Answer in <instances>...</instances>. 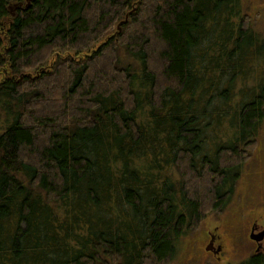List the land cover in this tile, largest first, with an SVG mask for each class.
Listing matches in <instances>:
<instances>
[{"label": "trees", "instance_id": "16d2710c", "mask_svg": "<svg viewBox=\"0 0 264 264\" xmlns=\"http://www.w3.org/2000/svg\"><path fill=\"white\" fill-rule=\"evenodd\" d=\"M263 125L241 0H0V264H170Z\"/></svg>", "mask_w": 264, "mask_h": 264}, {"label": "rangeland", "instance_id": "374dc122", "mask_svg": "<svg viewBox=\"0 0 264 264\" xmlns=\"http://www.w3.org/2000/svg\"><path fill=\"white\" fill-rule=\"evenodd\" d=\"M241 1L245 16L264 38V0ZM243 86L239 80L235 90L239 93ZM247 153L227 208L206 213L170 264H238L254 254L264 257V239L258 251L257 244L249 239L254 226L259 229L255 234L264 230V125ZM209 246L212 250L208 252Z\"/></svg>", "mask_w": 264, "mask_h": 264}, {"label": "water", "instance_id": "95a60500", "mask_svg": "<svg viewBox=\"0 0 264 264\" xmlns=\"http://www.w3.org/2000/svg\"><path fill=\"white\" fill-rule=\"evenodd\" d=\"M249 239H250L252 242H255V243L258 245V248H257V251H258L259 248H260L261 242H262V240L264 239V230L261 231V232H259V233H257V234H255V229L252 228V230H251V234H250V236H249ZM210 250H212V248H211L210 246L206 248V251L209 252Z\"/></svg>", "mask_w": 264, "mask_h": 264}, {"label": "flooded vegetation", "instance_id": "af4514ba", "mask_svg": "<svg viewBox=\"0 0 264 264\" xmlns=\"http://www.w3.org/2000/svg\"><path fill=\"white\" fill-rule=\"evenodd\" d=\"M253 228L255 229V231H257V232L259 231V229L257 228V226H254Z\"/></svg>", "mask_w": 264, "mask_h": 264}]
</instances>
